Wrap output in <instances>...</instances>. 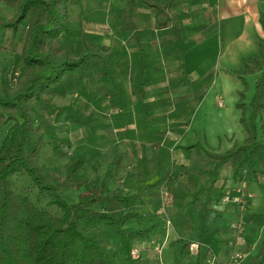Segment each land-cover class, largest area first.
I'll use <instances>...</instances> for the list:
<instances>
[{
  "label": "trees",
  "instance_id": "16d2710c",
  "mask_svg": "<svg viewBox=\"0 0 264 264\" xmlns=\"http://www.w3.org/2000/svg\"><path fill=\"white\" fill-rule=\"evenodd\" d=\"M8 3L15 12L9 21L0 22V27L10 28L13 34L24 20H27V27L19 54V80L16 85H10L4 72L0 91V120L6 116L13 121L0 147V264L97 263L105 253L93 237L84 235L81 222L110 226L119 238L123 263L136 264L130 256L133 240L152 230V226L142 230L124 228L126 222L140 218L134 211L136 195L124 194L120 189L111 190L104 179L88 181L76 176L80 162L68 167L63 180L53 169L38 162L44 137L54 131L46 113L54 97L66 95L64 76L81 80L90 60L98 59L101 75L105 83H110L115 66L110 56L102 53L101 46L84 42L83 48L75 54L61 47L60 37L70 30V0H8ZM137 4L152 10L156 16H163L176 42H181L182 29L171 12L174 0H124L118 29L132 31L138 49L141 41L134 19ZM259 23L264 32V13L259 15ZM257 44L264 56V38H258ZM229 73L241 82L235 108L240 110L239 122L246 137L241 144L233 143L223 152L203 150L212 163L210 186L222 166L231 168L233 178H237L244 167L255 173L258 167L264 166V143L259 139V129L264 128V123L259 124L264 119V58L253 64L245 63L243 72ZM257 73L259 76L248 103L250 114L246 117L244 75ZM192 148L199 147L195 144L182 147V150ZM18 174L25 175L37 195L45 196L47 204L58 212L37 206L29 196L15 191L11 179ZM69 187L83 188L76 202L68 203L60 195ZM96 204L99 209H94ZM190 217L194 231L197 215L192 213ZM202 233L203 227H200L199 236ZM258 264H264V254Z\"/></svg>",
  "mask_w": 264,
  "mask_h": 264
},
{
  "label": "crops",
  "instance_id": "0c3cea01",
  "mask_svg": "<svg viewBox=\"0 0 264 264\" xmlns=\"http://www.w3.org/2000/svg\"><path fill=\"white\" fill-rule=\"evenodd\" d=\"M188 1L174 0V5L171 9V12L175 15L174 19L176 24L182 29L180 43L176 42L169 28V24L163 16H156L150 11L142 13L141 11L144 8H139L138 4L135 7L134 19L139 31L141 48L138 49L135 41L136 50H131L128 57L127 53H123L124 61L128 64V71L123 75L126 77L125 81L133 86L132 90L123 88L122 90L127 91L130 98L141 103L143 107L136 108L134 106L130 109L128 111L127 124L119 132H116L115 129H111L108 120H103L104 122L101 123V121H97L98 118H94L95 116L99 117L98 113L100 114V112L97 108L95 109V105L92 102L90 103L88 112H85L83 115L84 126L81 125L78 128L83 129L84 137L82 135L81 138H78L80 140L77 141L78 139L73 137L70 140V135L67 136L74 150L80 153V159L88 157V155L89 158L86 159H94L96 163H93V161L90 162L88 164L89 167L92 164H97L104 166L106 170L108 166L112 165V173H114L115 177H118L121 173H131L126 184L121 188L125 193L136 195V199H147V197L158 194L155 212L160 216L165 214L173 197L171 191L169 192L164 188V184L170 182V185L174 187L175 181L187 177V173L194 177L198 176L197 167L203 160L197 159L198 155L196 152L203 153V150L223 152L233 143L239 145L243 142L246 137V131L239 122L240 110L235 108V102L238 96L237 93L236 96L232 94L233 90L237 92V90L241 89V82L229 72H243L245 63L253 64L255 60L262 61L264 58L257 44L258 38H264V32L259 23V15L260 13H264V0H205L206 2L203 4V7L206 6L208 9L203 14L204 27L202 28L201 35L196 34V32L193 33V29L185 27L188 25V18L186 19V13H182L181 9L186 8L183 2ZM179 2H182L181 5H178ZM13 15L14 7L8 3V0H0V22L9 21ZM153 15L155 16L153 17ZM0 31L2 32L0 33L1 91L2 78H4V74L7 73L9 68L13 66L15 57L21 51L24 27H18L14 34L10 28H0ZM123 32H130L133 37V33L130 30ZM147 32H151V34L154 32L152 38L154 45L151 44L152 41L150 42V38L148 39ZM198 36H201V38ZM164 37H167L166 41H163ZM212 37H214L217 46L216 62H209L208 64L206 61H200L194 67L189 68L188 66L187 68L185 61L187 63L191 62V52L198 51L204 53L205 47ZM102 42V44L105 43L107 46L105 48L108 55L111 52H115V47L110 46L109 40ZM180 51L182 54L183 51L188 53L186 60H183L184 56L182 55L181 61L184 62V67L182 68L180 65L178 67L176 65L170 66L172 62H178V52ZM148 53L157 55L155 62L160 66V73L155 75L153 71L148 73V63L145 59ZM110 56V62L114 64L116 72L112 74V82L100 84L99 87L101 89L96 92L97 94L102 92L108 93V90L113 89L115 83L120 80L115 81L116 79L114 77L118 74V66L120 63L114 59L113 55ZM180 67L183 71L179 69ZM196 67H206L208 71L206 74L203 73L204 75H200ZM211 67L216 69L213 76L209 72ZM176 69L180 71L173 72ZM97 73L101 75L100 71L96 72V70L91 69L90 65H88L83 73L82 80L76 82L80 83L81 89L90 92L92 88L88 81L95 77ZM258 76L259 73L244 75V79H246L248 85V91L245 93V103L247 105L246 117L250 114L248 103L253 94L254 82ZM163 77H166V83L169 86V94L165 96L162 95L165 91L163 89L165 83ZM249 79L253 81L252 86L249 83ZM63 82L67 97L70 87L73 89V84H75L74 79L66 75L63 78ZM187 83H189V88H186ZM201 87L203 89L197 92L196 89ZM250 88H252V91L248 96L247 93L250 91ZM117 89H119L118 85H116ZM188 89H191V94H189ZM56 98L53 99L54 104L57 103ZM65 98H60V100H65ZM174 98L182 100V103L175 109L162 111L161 109L154 108L151 110L154 112V115L158 116L164 115L165 113L166 115L173 113L182 115L183 119L177 124L180 128L176 129L177 132L174 131V127H171V130L169 129L170 131L164 128L163 125L167 124L168 121L161 122L159 120L160 122L157 121L159 122L158 124L149 123L153 120L151 118L145 121L143 117H145L147 108L156 104L157 99L168 100ZM86 105L87 103H84L83 106L86 107ZM71 110L74 111V109ZM67 111L68 108L64 109V107H58L56 109L60 117H64L65 114L67 116ZM87 135L89 136L88 140ZM151 141L158 142L153 146L150 143ZM195 144L198 145V149L182 150V147ZM207 160L209 163L206 170L209 169L211 161L210 159ZM262 167L264 168V166ZM223 168L224 166L218 169L217 178L213 184L215 185L214 187L223 184L222 177L220 176ZM256 171L258 170L256 169ZM240 178L234 181L235 178L230 174V179L224 181L226 182L225 187L229 186L230 180H233L235 183L232 184L233 186L227 192L225 190L224 193H234V188L241 185L243 181L245 188L252 194L253 199L256 193L250 190L248 181ZM261 181L264 182V178ZM162 188L169 194L171 199L163 210L159 212L161 209ZM250 208H253V206H250ZM220 210L223 212L226 210L236 211L238 217L242 218V211L237 206L235 207L231 204L229 206L221 205ZM210 212H207V218ZM192 213L196 214L195 211ZM232 214L236 213L233 212ZM249 214H252L250 216H254L253 214L260 213L250 211ZM257 217L260 219L263 218L262 215H257ZM158 222L159 220H156V222L152 221V230L146 235L150 236L154 231L159 229V226H156ZM202 225H199V228ZM194 231H192L190 225V232L194 233ZM202 234V237H204L205 233L203 232ZM208 239L204 243L209 248H211V244L217 245V240L212 239V237ZM138 246L140 247L139 256H141L146 247L144 245ZM152 247L154 248L153 243L150 245V248ZM198 248L197 246V250L193 251L195 254L199 252ZM216 248L214 246L215 250ZM256 249V259L250 260L248 264H258L259 258L264 254V236L260 239ZM220 251L216 256L219 259L221 258ZM248 254L250 253L247 252L244 255L247 256ZM159 260L162 263V257ZM195 264H204L198 255L195 257Z\"/></svg>",
  "mask_w": 264,
  "mask_h": 264
},
{
  "label": "rangeland",
  "instance_id": "374dc122",
  "mask_svg": "<svg viewBox=\"0 0 264 264\" xmlns=\"http://www.w3.org/2000/svg\"><path fill=\"white\" fill-rule=\"evenodd\" d=\"M205 2V0H189L188 2H183V5H185L186 8L181 9L182 13H186V19L188 18V25L185 27L193 29V33L196 32L198 35H201L202 33V28L204 27L203 14L208 9L206 6L203 7ZM181 3L182 2H179L178 5H181ZM10 5L12 6V4ZM123 5L124 0H70L68 7L70 14V30L67 34L60 37L61 47L69 50L72 54H75L77 50H81L83 48L84 42H87L91 45L101 46L102 49H104L102 50V53L105 54L107 52L105 47L107 46L105 43L102 44V41L109 40L110 46L115 47V52H111L110 55H113L114 59L120 63L118 66V74L114 76L116 79L115 81L118 79L120 80L115 83V87L113 89L108 90V93H103L101 91L102 93L97 94L96 92L101 89L99 87L100 84H106L102 75L97 73L95 77L88 81L90 87L92 88L90 92L85 89H81L80 83L76 82L81 81L82 79L77 80L70 76L74 79L75 83L73 84V89L70 87L67 97L66 95L62 98L54 97L56 98L57 103L54 104V102H52V107L46 113L47 117L54 126V131L52 134L44 137V146L39 153L38 162L43 164L46 168L53 169L55 174L61 180L64 179L67 169L71 166V164L76 163L77 165L80 162V166L77 168L75 173L76 176H81L83 179L88 181L104 179L109 189H120L124 194L129 195L121 188L124 187L128 177L131 176V173H121L118 177H115L114 173H112V165L108 166L106 170L104 166H99L97 164H92V166L89 167L88 164L92 161L94 163V159H86L89 158V155L88 157L80 159V153L76 152L72 147V144L69 142V138L71 140L73 137L75 139L81 138L82 135L84 137L83 129L78 128H80L81 125L84 126L83 115L85 112H88L90 103L92 102L95 105V109L97 108L100 112V114L98 113L99 117L95 116L94 118H98L97 121H101V123L104 122L103 120H108L111 125V129H115L116 132H119L120 129L124 128L127 124L128 111L130 109L134 106L136 108L143 107L141 103H138V101L132 100V98H130L127 94V91L125 92L122 90V88L132 90L133 86L125 81L126 77L123 75L126 71H128V64L124 61L125 58L123 53H127L128 57L131 50H136L135 40L133 38L134 36L132 37L130 32L124 33L118 29ZM138 7L144 8L141 4H138ZM145 9L146 8L142 9L141 12L150 11L152 13V10ZM154 16L155 15H153V17ZM18 27H24L25 33L27 20L22 21ZM0 33L2 32L0 31ZM146 34L148 35V39L150 38V42L152 41L151 44L154 45V41L152 40L154 32H152V34L151 32H147ZM198 37L201 38V36ZM166 40L167 37H164L163 41ZM19 54L20 53H18L15 57V63L13 66H11L6 73V80L13 86L16 85V82L19 80L18 76L21 66ZM178 54V62H172L170 66L176 65L178 67V65H180L183 68L184 62L181 61L182 55L184 56L183 60H186L188 58V53L183 51L182 54L180 51ZM190 55L192 57L191 62L187 63V61H185L187 68L188 66L189 68L194 67V65L200 61H206L208 64L209 62L215 63L217 46L214 37H212L208 42L204 53L195 51L191 52ZM156 57L157 55H154V53H148L145 56L148 63V73L153 71L154 75L160 73L161 70L159 69L160 66H158L155 62ZM88 65H90L91 69L96 70V72H101L98 59L90 60ZM181 67L179 69L183 71ZM180 70L176 69V71L174 70L173 72ZM196 70L200 75H204L208 71V68L196 67ZM209 72H211V76H213L216 69L211 67ZM164 80L165 83L163 85V89H165V91L162 95L165 96L169 94V86L168 83H166V77ZM249 83L250 85L253 84L252 79H249ZM116 85L119 86V89L117 90ZM188 86L189 83H187L186 88H189ZM247 89L246 91H248ZM188 91L189 94H191V89H188ZM251 91L252 88H250V91L247 93L248 96ZM232 94L236 96V91L233 90ZM60 98H65V100H60ZM84 103H87L86 107L83 106ZM181 103L182 100H177L175 98L168 100L157 99L156 104L147 108L148 110H146L145 117L143 118L145 121H148L149 118H151V120L153 119L149 122L151 124H158L160 122L159 120H161V122L168 121L167 124L163 125L164 128L169 130L171 127H174V131L177 132L176 129H180L177 124L183 119L182 115L178 113L166 115L165 113L164 115L158 116L154 115V112L151 109L156 108L161 109L162 111H171L178 107ZM58 107H64V109L68 108L67 116L65 114L64 117H60V114L56 112ZM71 109H74V111ZM75 109L77 110L75 111ZM162 118H164V120H162ZM37 120L38 119L36 117V121ZM261 123H264V119L263 122L259 121V124ZM12 124L13 121L6 119V116L0 120V147L3 144L4 137ZM68 135H70L69 138L67 137ZM88 138L89 136L87 135V140ZM259 139H261L264 143V128L261 130L259 129ZM79 140L80 139L77 141ZM157 142L158 141H151L150 143L155 146ZM196 153L198 155L197 159L203 160L197 167V177L187 173V177H184L179 181H175L174 187L170 185V182L164 184V188H166L169 192L171 191L173 195L171 204L165 214L160 216L155 212L158 194L147 197V199H143L141 197V199H136L134 204L136 207L134 206V211L140 215V218L138 220H130L126 222L124 224V228L142 230L152 226V221L156 222V220H159L158 224L155 223L156 226H159L157 231H154L150 236L145 234L133 240L132 247L136 245H144V247H146L143 254L137 259H134L136 264H195L196 255L199 256L200 260L204 264H234L232 262V256L235 252H241L244 254L247 252L250 253L239 261L238 264H248L251 259H256V248L258 247L260 239L264 236V182L261 181V179L264 178V168L262 166L258 167V171L251 173L249 169L244 167L240 170L239 176L234 180L236 181L241 177L240 179L248 181L250 190L256 193V196L253 197V199L251 197L246 200V206L244 209L239 208V210L242 211L241 219L245 223V230L242 238H239V240L244 239V242H241L238 245L236 244L238 234L231 226L232 221L239 218L238 213L232 210H226L224 212L220 210L221 205H230L229 203H222L221 197L223 196L224 191L226 190L227 192V190L233 186L232 184L235 183L233 180H230L229 186L225 187L226 182L224 181L230 179L232 170L230 167L224 166L220 175L222 177L221 180H223V184L216 187H214L215 185L210 186L212 182V177L210 176V171L212 169L211 161L209 169L206 170L209 163L207 159L210 158H208L204 153ZM193 179H195L196 182H194ZM11 182L15 191L22 192L29 196V198L37 206L52 209L54 212H58L55 207L47 204V198L45 196L42 197L37 195L36 189L30 184L25 175H14ZM82 189L83 188L77 190L75 187H69L65 191L61 192L60 195L66 202L73 203L77 201V196ZM250 206H253V208H250ZM93 207L94 209H99V205L97 204ZM194 211L197 214L198 226L194 233H192L190 232V216ZM208 211L211 212L207 218L206 214ZM250 211H255L260 214H253L254 216H250L252 215L249 214ZM233 212L237 215L232 214ZM257 215H262L263 218L260 219ZM166 220H169L170 224H166ZM201 224H203V232L205 233L204 237L199 236V225ZM81 228L84 235L87 237H93L105 253V257L95 264H124L121 259L119 249V238L110 226L103 223L88 224L81 222ZM211 237L212 239L217 240L218 243L217 245L211 244V248H209L204 241L209 240L208 238ZM151 243H153L154 247H157V249H154L153 247L150 248ZM191 243H195L199 247V252L197 254L190 250ZM213 245L217 247L216 250ZM219 250H221L220 259L216 257ZM251 253L255 257L252 256ZM159 257H162V263L160 262L161 260H159Z\"/></svg>",
  "mask_w": 264,
  "mask_h": 264
},
{
  "label": "built area",
  "instance_id": "2783aa9c",
  "mask_svg": "<svg viewBox=\"0 0 264 264\" xmlns=\"http://www.w3.org/2000/svg\"><path fill=\"white\" fill-rule=\"evenodd\" d=\"M241 185H238L234 188V193L229 194V193H224L223 196L221 197V202L222 203H229L231 205L237 206L240 209H244L246 206V200L250 199L252 197V194L246 190L245 188V183L242 181ZM161 209L159 212L163 210L165 205H167L171 199L169 194L161 189ZM166 224H170L169 220H166ZM232 228L235 229L236 233L238 234L237 237V242L236 244L239 245V243L244 242V239L242 238V235L244 234L245 230V223L244 221L239 217L238 219L232 221L231 223ZM154 249H157V247H154ZM190 250L196 251L197 250V244L191 243L190 244ZM140 254V247L139 246H133L130 250V256L132 259H137ZM244 258V253L241 252H235L232 256V262L234 264H237L239 261H241Z\"/></svg>",
  "mask_w": 264,
  "mask_h": 264
}]
</instances>
